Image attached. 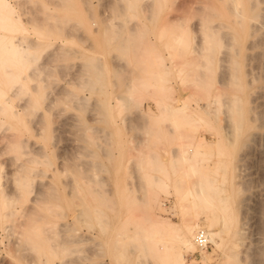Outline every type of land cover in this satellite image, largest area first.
Masks as SVG:
<instances>
[{"label": "rangeland", "instance_id": "rangeland-1", "mask_svg": "<svg viewBox=\"0 0 264 264\" xmlns=\"http://www.w3.org/2000/svg\"><path fill=\"white\" fill-rule=\"evenodd\" d=\"M8 1L15 24L0 27V33L5 39L26 40L34 61L18 65L25 73L14 87L18 93L14 88L9 93L18 116L0 113V176L5 175L0 178L8 190L15 185L10 191L27 183L30 198L40 190L43 203L38 200L33 209L40 216L9 215L0 195V234L6 235L5 225H14L25 244L16 243L10 227V235L3 234L0 264H161L139 249L140 231L148 227L139 200L148 190L165 203L162 216L175 222L202 212L174 204L175 189L191 186L195 174L188 163L172 161V151L189 148L193 137L221 141L219 148H202L211 169L198 174L205 171L227 187L230 210L215 213L229 215L232 223L230 231L224 227L229 240L224 248L210 243L205 259L195 250L185 255L186 262L235 264L228 257L234 251L241 264H263L264 0H259L263 17L254 21L258 30L248 35L247 27L233 25L241 38L229 51L219 28L215 34L208 29L231 20L220 0L186 5L179 3L183 0ZM200 40L208 48L194 52ZM225 51L228 64L222 60ZM163 69L166 89L159 92ZM220 72L232 79L218 83ZM0 81V89L10 90L12 83L1 68ZM126 93L130 99L118 98ZM222 99L230 102L229 116ZM206 102L212 103L208 113L191 115ZM176 105L185 106V112L175 114ZM223 122L233 126L230 138ZM201 163L207 161L201 158ZM10 176L23 178L19 182L25 186ZM30 204L23 205L24 211L31 210ZM237 221L241 239L230 233ZM30 234L38 237L39 248L30 247L31 239L25 237ZM75 234L86 240L73 242Z\"/></svg>", "mask_w": 264, "mask_h": 264}, {"label": "bare ground", "instance_id": "bare-ground-1", "mask_svg": "<svg viewBox=\"0 0 264 264\" xmlns=\"http://www.w3.org/2000/svg\"><path fill=\"white\" fill-rule=\"evenodd\" d=\"M150 1L153 3L156 0H150ZM190 1L191 0H183L179 3L181 5H186V4H190L189 3ZM220 1H222L223 5H224V9H225V11H222V12H224L223 14L226 17H231L230 18L231 20L229 22H220L219 25L218 24L217 25L216 24H210L209 26L208 25L207 26H208V29L212 32V34L213 33L215 34L216 29L219 28L218 30H220L221 37H223V38L225 37V39H226L225 41H223L222 45H225L227 47V50L229 51V50L233 49V45H232L233 43L232 42H235L236 40L238 41V39L241 38V34L234 27H238L239 29H244V30H246V27H247V34L253 35L254 32L256 30H258V27H259V25L257 26V23H255L254 21H258L261 17H263V13L261 11V8L259 7V2H260L259 0H220ZM179 3L177 4L178 9L180 8ZM244 7H246V9H244ZM14 19L15 18L13 15V9H12V6L9 3V1L8 0H0V27L5 28V26L9 23L15 24ZM244 22L246 25L244 24ZM233 25H234V27H233ZM205 29H206V27H205ZM208 29H206V30H208ZM1 31H3V30H1ZM4 39H5V36L0 33V68H1L2 72L4 73V75H6V78H8V80H10V82L12 84H11L10 90L8 89L9 92H8V90L5 91L6 89H4V87H3L4 90L0 89V113L12 115V116H18L19 112L16 109H13L12 105L10 104L11 94L9 96V93L19 83L20 79L23 78V73H25V70H22L21 68H19L18 65H20V66L22 65L24 67V66H26V63H28V62L29 63L31 62L30 63V65H31L33 63L34 59L30 53V45H28L29 43L26 40H21L19 42L18 40L16 41L14 38H9V39H5V40ZM203 42H205V41L200 40L199 42H197L193 46V51L200 53L203 50H205L206 47L208 48V46L203 44ZM234 50L238 51V48H235ZM225 52L227 53V51H225ZM229 58H230V55H229V53H227L226 58H224L222 60L225 63H227L230 61ZM161 60H163V59L161 58ZM161 60H160L159 66L166 68L167 65H165V63ZM225 66L223 65L221 67H225ZM225 68H227V67H225ZM181 71L182 70L180 69L179 72H181ZM29 73H31V72L29 71ZM166 73H167L166 69H163V71L160 72V75H159V82L160 83L158 85L159 86V92H162L163 90L166 89L165 84H164V82L167 81ZM224 73L228 74L229 72H226L224 69ZM227 74L225 76L222 75V73L219 74L220 77L218 78V80H219L218 83L226 84L227 81L229 82V79L231 80L232 78H229V75H227ZM221 75L224 78H221ZM230 76L232 77V75H230ZM225 81H226V83H225ZM0 83H1V81H0ZM32 89H34V88H32ZM13 93L17 94L18 91H16V89H15L13 91ZM231 96L230 97L228 96V97L231 98ZM124 97L130 99L131 95L126 93V94L120 95L118 98H124ZM225 97H227V96H225ZM233 98H235V97H233ZM227 99H222L221 104L223 107L224 106L228 107L227 110L225 109V115L229 116L228 114L231 113L230 112V102ZM125 103H124V105H125ZM197 104L198 103H196V105ZM211 104H212L211 102H206V103H203V106L199 105V107H198V105H197V110L199 109V111L197 112V110H196V112H193V110H192L191 112H193V113L191 115L192 116L197 115V117H198L199 113L202 110L204 112H206V108H212V106H210ZM28 106L29 105L26 102L22 106L23 109L22 108L21 109L26 111ZM122 106H123V104H122ZM173 111L175 112V114L184 113L185 112V106L176 105L173 108ZM210 112H212V111H210ZM206 113H208V111ZM223 114H224V112H223ZM224 118L225 117H223V121H224ZM228 118H227V121H228ZM230 118H232V117H230ZM262 119H264V117ZM193 120H194V118H193ZM195 121H196V118H195ZM225 121H226V119H225ZM261 122H262V126H264V120H262ZM223 124L225 125V130H226L225 132H226L228 138H230L231 127H233V126H230V129H229L228 124H225V122H223ZM224 125H222V126H224ZM234 131H236V130H234ZM233 134H234V132H233ZM235 134H236V132H235ZM193 138H192V142L189 143V148H175L172 151V156H173L172 161L176 162L177 160L178 161L180 160L182 162L188 163V168L190 169V172L192 171V174H195V180L191 182V184H192L191 186L187 187L188 186L187 185V186H185L186 188L175 189V191H174V195H175L174 204H175V206H177L178 208H180L182 210H185L190 206L197 207V208L200 207V209H202V212L201 213H195L194 216H192V217H186L185 215H183L178 222H175V221H172L171 219H169L167 217L162 216V215H164L163 212L166 211L165 203L159 201V199L156 196L152 195L148 190L144 191V194L141 197V200H139L142 203V210H143L142 212L144 213L143 215L148 220V227H146L140 231L142 236H141V243L139 245V249H141V250H143V252H145L143 254L145 258H147L148 256H151L150 258L149 257L148 258L151 260L153 258L154 261L158 260L161 262V264H191V263L186 262L185 255L188 252H194L195 250L201 251L202 257H203V259H205L207 257L206 256V250L205 249H199L196 246L195 241H194L196 232L200 229H205L207 231L209 243L214 245L216 248H222V247L224 248L229 242V240L226 241V238L223 235V233H224V227H227L228 231H230L232 218L229 217V215H228V217L226 215H223L221 218H219L218 214H216L215 212L219 211V210L227 212L228 210H230V206L227 203V201L229 200L230 192L227 189V187L223 186V182L217 183L216 179L210 178L209 175L205 174L207 172H205V171L202 172L203 175L201 173L198 174V171H200V170L202 171L203 169H208V171H209V169H211L210 168L211 165H209V163H208L209 158H204V156L206 155V151H204L202 148L207 147L208 151L212 147H215V146L217 148H219L221 141L218 138H217V141H206L204 138H200V137H199V139L194 141ZM209 154H210V152H209ZM201 158H202V162L204 160V161H207V163L202 164ZM20 164H22V163H20ZM15 167H17V166H15ZM19 169H20V167H19ZM16 170L18 171V169H16ZM20 170H22V168ZM217 170L218 169H216V171ZM11 173H12V171H11ZM13 173H16V172H13ZM19 173H21V172H19ZM18 175H21V174H18ZM2 176H5V175H2ZM2 176H0V177H2ZM7 176L9 177V175H7ZM12 177H14L13 180L16 181L15 184H17L21 180V178L18 176L17 177L12 176ZM21 177L24 178V175H22ZM11 178H9L10 179L9 182H11L12 185H14V182L11 181L12 180ZM23 178H22V180H23ZM2 181L0 178V195L2 194L3 203L6 204L5 209H7V211H6L7 214H9V215L14 214L15 215L17 213H24V214L26 213L27 214L30 212L31 213L35 212L34 213L35 215H39L38 213L36 214V211H34V210H36V209H34L35 208L34 205H35V203H38V200L39 201L42 200V198L38 199L39 194L42 195L40 190L35 192L34 198H32V197L30 198L31 193H32L31 196H33V192H32V189L31 190L26 189V188H28L27 183H26L27 187L24 185L26 187L25 188L19 182L21 187L23 186L24 188L16 190V188L18 186L17 185L15 187V189L12 188V191H13L12 192V191H10L11 187H14L15 185L11 186V184H10V186H8V188L10 187L8 190V189H6L7 185L5 186L4 182H2ZM154 181H157L156 177H154ZM159 181L160 182L162 181V183H163L162 178ZM179 183H181V182H179ZM39 184L41 185L42 182ZM43 184H45V183H43ZM40 185H39V189H40ZM41 187H44V186H41ZM13 189L16 191H14ZM44 189H46V188L44 187ZM44 189L42 188V190H44ZM47 190H49V186H48ZM46 192H50V190L46 191ZM52 193L54 194V192H52ZM44 194H43V196H44ZM47 194H45V195L47 196ZM46 196H44V198ZM52 196H54V195H52ZM19 201H20V203H19L20 205L16 204ZM26 201H30L33 204V205H31L30 203H27V205L30 204L31 210L29 212L24 211V210H26L25 207L27 206L26 204H25L26 206L24 205V203ZM239 201H241V200H239ZM242 201H243V199H242ZM41 202L43 203V200ZM242 204L244 205L245 203H242ZM263 207L264 206H262V208ZM40 211H42V210H40ZM49 212H50V210H49ZM225 212H222V213H225ZM238 223L239 222L237 221V227L234 228V230H232L230 233H231V237L236 236L237 239H241V237H243V232L241 231L240 224H238ZM217 224H221V225L223 224L222 225L223 227H221V226L216 227L215 225H217ZM66 225H68V224L65 223L64 226H66ZM10 227H11V225H9V224L5 225L4 231H6V235L4 234V232H2V234H0V253H1V251H3L2 247L4 246L5 241H6L5 236L6 237L8 236V234H9L8 230H10V232H11V229H13L12 227H14V225H12L11 229H10ZM13 231L15 234L14 229H13ZM18 234H15V235H17V237L15 236L17 239V240L15 239L16 243L22 244L23 243L21 241L22 239ZM225 235H226V233H225ZM12 236H13V234H12ZM25 237H28L31 239V242H30L26 238L28 243L29 242L31 243V246H30L31 248H33L34 245H36L35 248L40 247L37 245L40 243V241L38 240V237H34L32 234L27 235ZM71 240L73 242L80 244V243H83L86 240V238H85V235L82 236L81 234H75L74 236H72ZM23 244H22V246H23ZM26 245H28V244H26ZM95 245L96 244H94L93 246H95ZM35 248H33V249H35ZM90 249H92V248H90ZM90 249H87L85 251H88L87 253L89 254ZM36 250H38V249H36ZM229 253L230 254H228V257L231 260V263H235V264H241L242 263V261H240V259L238 260V253H235L234 251H230ZM258 254H260V252ZM122 255L125 256L124 254H122ZM32 256H33V254H32ZM83 256H84V258L89 257V255H87V254L86 255L82 254V256L80 255V257H83ZM259 257L261 258V260L264 264V249L262 250V253L259 255ZM227 262H228V260H227Z\"/></svg>", "mask_w": 264, "mask_h": 264}, {"label": "built area", "instance_id": "built-area-1", "mask_svg": "<svg viewBox=\"0 0 264 264\" xmlns=\"http://www.w3.org/2000/svg\"><path fill=\"white\" fill-rule=\"evenodd\" d=\"M194 241L199 249H206L210 244L207 231L205 229L198 230L196 232Z\"/></svg>", "mask_w": 264, "mask_h": 264}]
</instances>
